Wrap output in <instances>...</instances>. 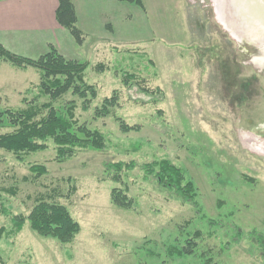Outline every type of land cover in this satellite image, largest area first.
<instances>
[{"label":"rangeland","instance_id":"374dc122","mask_svg":"<svg viewBox=\"0 0 264 264\" xmlns=\"http://www.w3.org/2000/svg\"><path fill=\"white\" fill-rule=\"evenodd\" d=\"M142 3L145 11L128 7L129 24L116 38H100L95 30L82 45L73 39L63 44L64 57L88 63L84 79L97 97L87 110L70 93L54 106L62 111L73 100L79 123L104 134V148L78 150L61 163L51 141L21 160L0 149V227L10 230L13 216H28L39 195L66 206L80 225L74 241L61 244L39 236L26 220L17 234L2 237L0 264H202L199 254L205 251L224 264H264L255 238L264 236V27L245 0ZM97 64L103 69H95ZM124 73L143 79L154 93L124 86ZM38 82L35 69L0 62L3 105L24 107L22 98L38 97ZM114 94L112 114L95 117V108ZM115 117L138 129L121 131ZM162 158L185 169L202 213L217 220V228L153 177H144L142 165ZM118 161L135 166L115 182L106 163ZM32 164L44 165L46 174L34 178ZM112 188L125 190L133 208L113 205ZM196 229L203 237L194 254H166L168 245L180 246ZM251 231L259 233L249 236Z\"/></svg>","mask_w":264,"mask_h":264},{"label":"trees","instance_id":"16d2710c","mask_svg":"<svg viewBox=\"0 0 264 264\" xmlns=\"http://www.w3.org/2000/svg\"><path fill=\"white\" fill-rule=\"evenodd\" d=\"M135 4L143 8L142 0H118ZM55 20L65 28L74 42L82 45L85 39L83 32L77 27V15L71 0H57L55 9ZM8 62L18 69L31 67L39 73V82L36 85L38 97L27 100L22 98L24 107L15 109L3 105L0 98V149L14 154L21 160L23 155L44 151L48 148V141L55 146V161L61 163L74 156L78 150L97 149L105 146L104 134L91 129L86 124H80L76 118V104L73 100L67 102L62 111L54 106L55 101L70 93L81 100V108L87 110L91 102L97 97V90L94 85L88 84L84 79V72L88 66L87 62L75 59H67L54 46L49 45L47 51L37 57H27L10 51L0 43V62ZM95 69H103L97 64ZM131 73H124L122 83L126 87L137 85L145 92L154 93L148 89L143 79L136 78ZM158 91V90H155ZM40 97H47L48 100L38 102ZM118 105L117 95L104 98L99 107L95 108V117H105L112 114L113 109ZM119 129L123 132L137 130V126H130L121 118L115 117ZM135 163L112 162L106 163V169L112 171L111 179L115 182L121 181V173L133 169ZM144 177H153L158 184L168 190L175 197L185 203L191 204L198 215L203 218L210 227L217 228V220L209 219L202 213V207L198 201L197 187L185 169L174 164L167 158L153 160L142 165ZM29 171L35 175L34 178L46 174L47 169L42 164H32ZM253 182L252 178L244 177ZM67 180H71L68 178ZM74 192V186L71 187ZM111 203L123 209H132L133 200L127 196L126 191L120 188H112L110 192ZM34 205L28 216L21 214L11 218L12 228L6 230L0 227V241L4 236L17 234L25 221L29 222L31 229L41 237H50L61 244H70L80 231V225L75 221L66 206L53 200L50 195H39L33 198ZM222 203V202H221ZM231 228L236 231L239 237L240 229L235 224ZM215 231V230H214ZM214 231L208 232L211 237ZM259 233V232H258ZM251 231L249 236L257 234ZM202 232L194 230L186 233V237L180 246L168 245L165 249L170 257H184L195 253L199 246L198 241L202 239ZM256 236V241L264 251V236ZM229 241L222 244V250L227 248ZM214 252H202L199 254L202 264H224L215 260Z\"/></svg>","mask_w":264,"mask_h":264},{"label":"crops","instance_id":"0c3cea01","mask_svg":"<svg viewBox=\"0 0 264 264\" xmlns=\"http://www.w3.org/2000/svg\"><path fill=\"white\" fill-rule=\"evenodd\" d=\"M71 2L77 15V27L85 36H94L96 30L102 32L100 38L108 34L110 40L128 26V7L133 5L145 11L144 5V8H140L118 0ZM56 6L57 0H0V43L10 51L27 57L37 44H40L38 55L47 51L49 45L63 55V44L72 45L73 40L68 31L56 22Z\"/></svg>","mask_w":264,"mask_h":264},{"label":"water","instance_id":"95a60500","mask_svg":"<svg viewBox=\"0 0 264 264\" xmlns=\"http://www.w3.org/2000/svg\"><path fill=\"white\" fill-rule=\"evenodd\" d=\"M244 6L250 13L256 15V19H259L257 22L260 21L261 26L264 27V0H245Z\"/></svg>","mask_w":264,"mask_h":264}]
</instances>
